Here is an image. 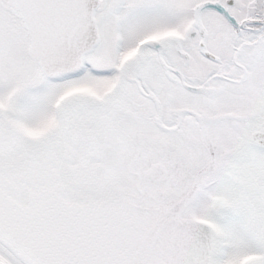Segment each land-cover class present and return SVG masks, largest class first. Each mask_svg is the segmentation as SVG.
<instances>
[{
	"label": "snow or ice",
	"instance_id": "1",
	"mask_svg": "<svg viewBox=\"0 0 264 264\" xmlns=\"http://www.w3.org/2000/svg\"><path fill=\"white\" fill-rule=\"evenodd\" d=\"M0 264H264V0H0Z\"/></svg>",
	"mask_w": 264,
	"mask_h": 264
}]
</instances>
